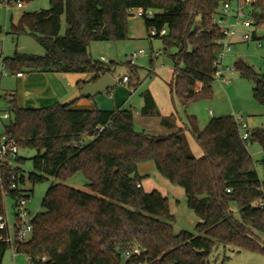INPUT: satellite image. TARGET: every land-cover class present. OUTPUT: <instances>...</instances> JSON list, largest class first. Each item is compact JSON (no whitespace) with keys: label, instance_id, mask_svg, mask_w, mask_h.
Returning a JSON list of instances; mask_svg holds the SVG:
<instances>
[{"label":"trees","instance_id":"trees-1","mask_svg":"<svg viewBox=\"0 0 264 264\" xmlns=\"http://www.w3.org/2000/svg\"><path fill=\"white\" fill-rule=\"evenodd\" d=\"M49 1L48 9L24 12L10 31L17 36L31 34L43 46V55L16 52L3 58L0 43V57L12 73L91 75L87 82L79 81L80 86L96 82L105 73L115 74L117 63L94 60L90 44L129 39V10L152 8L155 17L144 20L147 32L151 26L166 28L167 34L156 38L162 39L165 52L176 48L170 54L171 93L184 108L212 97L213 61L222 37L215 23L220 0ZM254 16L258 25H264V0H257ZM126 65L132 82L136 64ZM235 67L242 77L254 81V98L264 106V73L243 59ZM142 96L141 113L160 115L151 92L145 90ZM73 104L23 108L16 99L11 103L7 133L20 149L37 151L28 179L34 186L54 180L42 211L33 219L31 238L15 245L17 253L25 254L32 264H209L219 243L264 253V240L257 233L264 234V209L251 207L252 201L264 196V178L248 149L249 142H258L264 165L263 128L252 129L244 140L234 116L212 118L199 129L195 116L178 127L173 114L161 119L169 133L155 135L135 129L132 108L82 110L71 108ZM187 133L193 135L202 156L192 153ZM147 162L185 189L188 207L201 220L196 233H175L168 197L156 189L145 191L138 167ZM79 172L87 180L88 192L64 183ZM21 182H26L25 176ZM8 185L5 179L6 189ZM233 201L240 219L230 208ZM4 212L0 200V214ZM10 247L0 241V264Z\"/></svg>","mask_w":264,"mask_h":264},{"label":"rangeland","instance_id":"rangeland-1","mask_svg":"<svg viewBox=\"0 0 264 264\" xmlns=\"http://www.w3.org/2000/svg\"><path fill=\"white\" fill-rule=\"evenodd\" d=\"M10 2V8L4 7L0 10V43L2 49V57H12L18 53H32L43 55L45 50L40 43L29 33L17 36L11 33V24L16 23L24 12H34L50 8L49 0H4ZM21 2L23 7H17V3ZM129 25L140 30L141 38L128 39L124 41L110 42L98 41L92 42L89 46V53L94 60L109 63L114 61L117 63L115 75L117 77L129 74V67L126 65L129 55L134 51L145 49L146 55L140 56L136 60L137 77L132 79L135 84L136 91L134 93V103L141 98V94L145 90L154 93L158 100L160 110L168 115L174 112L178 118L184 119L188 114H194L200 126L206 125L212 118L221 116H237L241 115L248 123L250 130L254 128L264 129V106L260 105L254 98L253 89L255 83L253 80L242 77L238 72L232 75V81L229 85L223 84L215 80L212 84V97L209 99H201L187 108H184L178 97L171 93L167 82L170 81L173 61L170 54L176 51V48L169 47L165 52V46L160 38L150 37L142 27L143 20L141 18H129ZM62 34L65 33L66 23L63 18ZM260 35L264 36V30L260 31ZM96 44V45H92ZM264 44V40H263ZM96 46V47H94ZM154 50L158 52L163 50L162 54L151 62L150 52ZM243 59L252 65L257 71L264 73V46L260 47L256 42H244L239 37L234 39L232 50L227 54L225 63L234 66L235 62ZM138 82V84H136ZM16 78L13 75L4 77L2 84L4 88H13ZM130 106V105H129ZM135 112V108H132ZM155 120L158 117H153ZM157 118V119H156ZM144 117L140 114L135 115V129L137 131H145L147 133H161L157 126H149L143 123ZM160 120V119H159ZM7 125L9 118L3 120ZM1 124V122H0ZM0 130L2 126L0 125ZM160 135V134H159ZM248 149L256 162V168L261 178H264V165L262 163L263 150L258 142L248 144ZM202 149L194 148V154L198 155ZM193 153V152H192ZM37 154L35 149H21L20 157L24 158L21 164L26 183L22 185L25 194L29 196L27 201V209L30 216L42 211V201L49 189L53 179L36 184L35 186L28 179L29 173L34 171L32 158ZM138 172L144 176L143 185L147 192L158 190L169 199L171 213L174 215L173 227L175 233L182 230L196 233V225L201 221L195 212L187 205L185 189L182 186L171 183L167 178L163 177L156 169L153 162H147L139 165ZM57 182L59 180H56ZM64 183L89 191L87 180L83 173L79 172L67 179ZM230 208L236 219H240L239 208L237 202L230 203ZM6 209L10 218V222L14 224L15 208L12 199H7ZM258 235L264 240V234L258 232ZM1 264H32L30 259L23 253H17L10 247L2 258ZM209 264H264V253L259 251H250L239 249L233 245H224L219 243L209 257Z\"/></svg>","mask_w":264,"mask_h":264},{"label":"built area","instance_id":"built-area-1","mask_svg":"<svg viewBox=\"0 0 264 264\" xmlns=\"http://www.w3.org/2000/svg\"><path fill=\"white\" fill-rule=\"evenodd\" d=\"M257 0H220L219 11L215 17V23L219 26L222 37L217 41L218 50L216 58L213 61L215 67V80L223 84L229 85L232 81V75L237 72L235 65L229 66L225 63L227 54L232 50L234 39L239 37L244 42H256L258 46L263 47L264 36L260 35V31L264 30V25H258L254 16V9ZM17 7H22L23 4L18 2ZM4 7L10 8V2L0 0V9ZM130 17L152 19L156 15V10L152 8H134L129 10ZM167 34V29L158 30L151 26L148 29L150 37ZM147 51L141 49L134 51L128 61L131 64H136V60L146 55ZM158 53L153 52L151 56H156ZM24 71L12 73L7 69L3 58L0 57V122L2 130H0V200L5 204V212L0 214V241L7 242L14 249L18 243L28 241L33 232V219L30 216V211L27 209L28 197L25 196L21 179L24 173L21 167L20 147L15 138L7 133L4 119L11 117V103L15 99L14 92H4L1 88L3 77L15 75L23 77ZM129 76L124 74L121 79L117 80V84L129 82ZM241 132L242 139L246 140L250 136V127L241 115L235 116ZM92 137H87L86 140H91ZM5 179L8 180V187H5ZM138 186H141L139 183ZM228 191H230L228 189ZM11 192L16 193L14 197ZM7 199H12L15 208L14 224L10 222V218L6 209ZM251 207L255 209H264V196L251 202ZM15 250V249H14ZM138 253V250H136ZM129 256V253H127ZM44 259V258H43Z\"/></svg>","mask_w":264,"mask_h":264},{"label":"crops","instance_id":"crops-1","mask_svg":"<svg viewBox=\"0 0 264 264\" xmlns=\"http://www.w3.org/2000/svg\"><path fill=\"white\" fill-rule=\"evenodd\" d=\"M23 7V6H22ZM1 10V9H0ZM133 18V17H131ZM130 20V19H129ZM143 20V19H142ZM143 29L147 32V28L145 26V22L143 20L142 22ZM63 28V27H62ZM135 38H141V32L138 31L137 28L133 26V23H130V33H129V39H135ZM128 40V39H127ZM96 45V44H92ZM96 47V46H94ZM165 50V49H164ZM163 50H160L156 53H158L156 56H151L154 50L150 52V56L153 59H157L163 52ZM131 55V54H130ZM129 55V57H130ZM173 74V70H172ZM116 79H121L122 76L117 77L115 74H113ZM10 76V75H9ZM8 77V76H5ZM13 77L16 78V83L13 88H4L2 82H1V88L4 92H14L15 93V99L16 102L20 107L23 108H42V107H48L50 105H53L57 102H62L67 97L72 95L76 90L81 88L78 84L79 81L83 80L87 82L91 75L82 74V73H58V72H41V71H25V74L23 77H17L13 75ZM4 78V77H3ZM172 79V75L170 78V81ZM3 81V79H2ZM167 82V85L169 86V82ZM91 83V82H89ZM88 84V83H86ZM200 86V85H199ZM170 88V87H169ZM136 91V88L134 87V83L131 81L127 83H120L117 84L114 88L111 90L95 96V98H89V97H81L79 100L73 102L74 104L71 106L73 109H82V110H90L94 109L96 106L100 107L102 109H122V108H135L134 117L137 114H140L144 117L143 123L149 124V126H157V129L161 127L160 132L155 135H165L168 134L169 131L167 128H165L161 124L162 117H167L168 115L164 114L159 106H158V100L156 99L154 93L152 91L151 94L153 95L157 109L160 113V115H154V116H145L141 113V109L144 106V99L141 94V98L134 103V93ZM171 91V90H170ZM130 105V106H129ZM175 114L174 112L171 114ZM189 116H195L194 114H188L186 115L185 120L178 118L176 115V124L178 127H181L184 125V123L188 122ZM153 117H158L157 120H155ZM160 119V120H159ZM197 119V117H196ZM198 122V120H197ZM207 125V124H206ZM206 125L200 126L198 122L199 129H203ZM152 134V133H150ZM189 144L191 147V150L194 154V148L199 147L191 133H187ZM195 155V154H194ZM203 155V151L201 150L198 155H195L196 157H200ZM142 181V185H143ZM144 187V185H143Z\"/></svg>","mask_w":264,"mask_h":264},{"label":"water","instance_id":"water-1","mask_svg":"<svg viewBox=\"0 0 264 264\" xmlns=\"http://www.w3.org/2000/svg\"><path fill=\"white\" fill-rule=\"evenodd\" d=\"M116 85V77L111 73H105L96 82L88 83L76 90L72 95L63 100L62 103L71 104L84 96L95 97L111 90Z\"/></svg>","mask_w":264,"mask_h":264}]
</instances>
